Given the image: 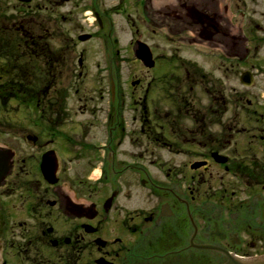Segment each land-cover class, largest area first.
I'll use <instances>...</instances> for the list:
<instances>
[{
	"label": "flooded vegetation",
	"instance_id": "1",
	"mask_svg": "<svg viewBox=\"0 0 264 264\" xmlns=\"http://www.w3.org/2000/svg\"><path fill=\"white\" fill-rule=\"evenodd\" d=\"M125 1L0 0V264H228L264 255L263 95L236 98L245 119L229 117L231 101L218 87H207L211 100L199 107L198 79L210 77L195 67L175 93L165 88L170 107L152 110L145 98L140 147L119 131L115 87L107 134L87 142L79 123L71 135L70 89L83 74H73L68 18L111 37L118 15L131 16ZM251 5L264 12V0H133L132 11L182 42L217 50L210 56L224 69L229 59L252 61L249 42L259 39L248 32L264 26ZM79 150L89 171L73 185L64 159Z\"/></svg>",
	"mask_w": 264,
	"mask_h": 264
},
{
	"label": "rangeland",
	"instance_id": "2",
	"mask_svg": "<svg viewBox=\"0 0 264 264\" xmlns=\"http://www.w3.org/2000/svg\"><path fill=\"white\" fill-rule=\"evenodd\" d=\"M155 1L157 6L160 7L164 3L172 2L173 0ZM120 2L121 0H118V3ZM132 5L133 0L124 2V6L131 13V16L125 11L118 15L115 30L111 32V37H109L108 31L78 29L73 23L75 17L69 16L70 18H68L70 25L65 30L70 33L77 43V59L73 66V74H83L79 81L72 83L70 89V104L72 108L76 107V116L73 115L74 123L71 126V135L79 134V131L76 132L73 129L79 123H83L81 129L87 138V142L94 141L95 138L98 139L107 134L106 116L109 113V109L112 108L109 102L111 98L110 91L115 87V89L117 88L119 102L117 103V95H115L116 105L112 109L115 119L117 120L118 116L122 120V123L119 124V129H121L119 131L122 134L125 133L128 139H134L135 147H140L143 138L139 120L142 118L145 98L148 99L146 105H151L152 110L170 107V101H163L166 96H172V92H168L169 90H165V88L170 86L175 93V88L181 85L176 82L183 80L185 76L184 70L188 69V62L181 59V54H184L183 50L186 51V49L174 37L173 32L167 28H160L154 24L147 23L142 13H133ZM251 7L256 8L257 12L253 15L257 20L262 21L264 26L262 8L254 5H251ZM10 14L16 16L14 11H10ZM133 20L135 25L132 27ZM136 29H138V33H136ZM96 32L97 34H95ZM82 33L95 34V37L90 41L82 42L78 39V36ZM253 34H257L256 38H259L257 32H248L250 39L254 37ZM115 40H118L117 44ZM138 40L146 42L152 48L154 55L156 54V57L160 58L154 70L145 67L137 58L134 52V44ZM259 40L253 43L249 42L248 54L252 61L250 60L248 63L238 64L236 60L231 59L228 62L233 63H228L227 68L223 69L219 68L220 65H216L221 62L220 56L207 57V59L211 60L209 64H205L206 61L199 63L205 69L214 72V74H208L210 81L204 80V83L201 84V78L198 79L199 83L196 85L194 94L199 107H201L202 103L206 105L210 102L206 89L211 86L218 87V93H223L231 101V103L228 102L230 104V118L237 116L245 119L247 117V112H242V114L238 115L241 111L235 109L234 102L239 96L243 99L248 98L254 103L263 102V98L260 96H264L262 87V85L264 86V78L259 74H264V42ZM201 49L208 52L217 51L205 46L201 47ZM188 52L189 54L197 55L196 52H191L190 50ZM245 53L246 51L242 50L241 56ZM208 54L210 55V53ZM81 58L84 60L83 67L79 66ZM256 59L258 61H253ZM182 61L186 63L183 66ZM251 64L258 68L260 67L259 72L256 74L259 77H256L255 83L251 88H246L240 82V76L242 71L251 67ZM191 68L189 67L188 70H191ZM211 79L216 82L212 83ZM136 80H140V83L135 86L132 85V81ZM77 88H80L79 94L76 92ZM188 97L190 98L191 95L188 94ZM82 104H86V106H81L80 110V105ZM244 104H246V100ZM123 120H125V123H123ZM83 153L84 151L79 150L74 152L75 157L70 154L67 157L68 159H64L66 162V170L63 173L65 182L79 185L80 180L85 175L84 173L89 171V164L87 163L89 159L82 156L84 155ZM147 155L148 153L144 150L143 156L146 157ZM91 157L97 158L98 156L92 153ZM102 161H106L104 155L102 156ZM153 163L154 165L156 164V162ZM93 172V177H97L100 170H93Z\"/></svg>",
	"mask_w": 264,
	"mask_h": 264
},
{
	"label": "water",
	"instance_id": "3",
	"mask_svg": "<svg viewBox=\"0 0 264 264\" xmlns=\"http://www.w3.org/2000/svg\"><path fill=\"white\" fill-rule=\"evenodd\" d=\"M90 37H91L90 35H83L81 39L87 40ZM136 53L147 67L152 68L155 66V60L153 58V54L148 46L141 43L140 46L136 49ZM242 81L245 84L250 85L252 83L251 73L245 72L242 77ZM137 83H139V81L133 82L134 85ZM55 181H57V178H55ZM228 264H264V256L260 258H254V259L253 258L252 259L234 258V259H230Z\"/></svg>",
	"mask_w": 264,
	"mask_h": 264
}]
</instances>
